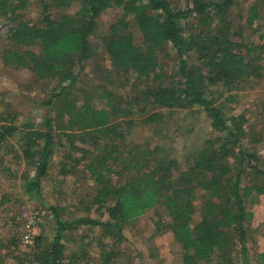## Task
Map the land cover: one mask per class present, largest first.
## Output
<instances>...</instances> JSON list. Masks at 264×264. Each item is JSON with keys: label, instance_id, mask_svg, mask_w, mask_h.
Returning <instances> with one entry per match:
<instances>
[{"label": "trees", "instance_id": "trees-1", "mask_svg": "<svg viewBox=\"0 0 264 264\" xmlns=\"http://www.w3.org/2000/svg\"><path fill=\"white\" fill-rule=\"evenodd\" d=\"M233 1L189 0L173 8L168 0H0V21L9 25L10 42L0 51L1 63L24 67L36 81L55 82L40 102L47 109L39 124L17 123L16 113L0 112V150L15 137L19 149L11 151L32 170L22 173L23 188L36 197L53 153L67 145V166L92 179L97 213L96 218L64 217L61 206L46 205L52 235L33 236L25 262L110 264L123 225L152 209L154 233L172 234L182 251L180 264H264V249L250 254L247 247L250 206L264 194V162L251 149L259 138L247 139L246 115L230 113L225 105L233 92L261 77L264 34L256 44L236 38L226 16ZM33 3L37 11L30 19L24 13ZM106 9L113 10L103 36L108 68L94 63L101 82L96 98L105 101L98 107L97 85L75 83L84 62L97 54L91 37ZM256 18V7L249 5L245 23L259 32ZM166 49L171 58L165 53L163 62L159 55ZM127 85L136 91L119 106L122 96L115 89ZM179 109L206 117L211 137L204 144L184 153L166 140L126 139L136 123L151 127L154 136ZM59 118L65 123L59 125ZM61 167L69 172L65 163ZM262 222L264 228V217ZM259 224L251 223L250 231L258 235ZM80 227L97 228L110 246L99 245L92 256L80 241L76 251L67 252L66 235ZM12 241L0 237V263L1 250L15 246Z\"/></svg>", "mask_w": 264, "mask_h": 264}, {"label": "rangeland", "instance_id": "rangeland-1", "mask_svg": "<svg viewBox=\"0 0 264 264\" xmlns=\"http://www.w3.org/2000/svg\"><path fill=\"white\" fill-rule=\"evenodd\" d=\"M168 1L173 8H179L190 3L189 0ZM249 5L256 7L257 18L254 26H262L259 32L253 31V27H249L245 23ZM73 8L70 7L67 11L71 12ZM36 11L37 7L33 3L29 5L24 16L32 19L35 17ZM112 14V9H106L99 14L96 33L91 37L93 43L98 47L97 54L84 62L83 71L75 83L77 87H83L84 83H86L85 87L97 85V89L93 91L95 94L93 101L98 107L104 106L105 101L96 98L101 89L99 86L101 82L98 78L100 73L99 75L96 73L94 63H100L104 68H108L107 60L103 55V36L105 37L108 33L107 25ZM226 16L231 21L236 38H241L245 43L256 44L261 42L259 35L260 33L264 34V0H234ZM8 28V23L0 21V51L10 45L7 39ZM129 29L134 33L135 42L141 43V37L132 23L129 24ZM165 53L171 55L169 49L160 53L159 57L163 62H166ZM262 56L261 77L248 87L233 92L232 101L225 104L230 110L225 109L233 114L242 113L246 115L248 120L245 123L246 138H259L257 143L252 144L251 149L258 153L264 162V51ZM54 83L53 80L36 81L32 73L24 67L5 66L0 60V112L16 113L15 121L17 123L29 121L33 124H39L46 116L47 109L40 105V102L47 97V93ZM72 90L75 97L82 98L81 93L75 89ZM115 90L120 91L122 96V99L117 100L119 106L136 91L130 85L124 88L117 87ZM222 94L227 95L226 93ZM51 114L55 115V111L53 110ZM57 121L59 125L65 123L63 118H59ZM152 131L151 127L136 123L129 130V133L126 131L125 135L129 142H137L142 139L152 142L166 140L172 149H180L184 153L204 144L211 137L206 117L202 113H196L190 109L175 111L157 134L153 136ZM14 138H9L8 144V140H6L7 142L1 145L0 150V158L3 157L0 159V198L4 199L0 203V237L5 243L8 239H14L12 242L15 243V246L11 245L9 248L5 247L1 250L4 259L0 264H28L24 259L31 255L33 236L40 234L46 239L51 237V213L46 209V205L61 206V215L64 217H97L92 204L94 193V190L91 189L93 187L92 179L84 171L67 166L64 159V149L67 145L63 148L59 147L53 153L50 160V171L41 181L40 191L38 194L36 193L38 196L34 197L32 196L33 193L27 192L23 188L25 178L22 177V173L27 171V174L30 175L32 170L21 159L15 158V151H11L12 147L19 149ZM182 152L181 155L184 154ZM63 163L66 164L69 172L62 169ZM114 180L116 181L118 178L114 177ZM195 205L197 206L198 202L195 201ZM250 209L254 217L249 223L247 247L250 254H254L264 246V233L262 232L264 194L259 196L258 201L251 205ZM155 215V210L151 209L123 225L121 229L123 239L116 246H113L117 257L110 264H180L182 251L174 241L172 234L168 231L160 235L154 233ZM195 215L196 212L193 215L194 218ZM102 219H106V215H103ZM257 222H260L258 235L250 231L252 229L251 223L255 225ZM109 241L108 238L101 239L95 227H80L65 237L67 252L76 251L80 242L86 245L92 256L98 255L99 245L109 247Z\"/></svg>", "mask_w": 264, "mask_h": 264}, {"label": "crops", "instance_id": "crops-1", "mask_svg": "<svg viewBox=\"0 0 264 264\" xmlns=\"http://www.w3.org/2000/svg\"><path fill=\"white\" fill-rule=\"evenodd\" d=\"M257 220V219H256ZM263 233H264V228H263V231H262ZM263 236H264V234H263ZM262 249H264V246H263V248H261L260 250H262Z\"/></svg>", "mask_w": 264, "mask_h": 264}]
</instances>
